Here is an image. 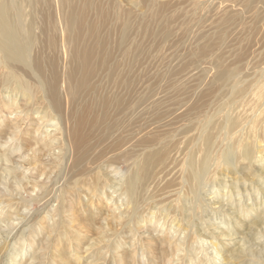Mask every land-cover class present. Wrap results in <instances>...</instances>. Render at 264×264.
Instances as JSON below:
<instances>
[{
  "label": "bare ground",
  "instance_id": "bare-ground-1",
  "mask_svg": "<svg viewBox=\"0 0 264 264\" xmlns=\"http://www.w3.org/2000/svg\"><path fill=\"white\" fill-rule=\"evenodd\" d=\"M209 1L218 3L217 0H207V4L199 3L197 7L189 8L183 16L181 55L185 58V97H174V102L171 100L175 111L180 110L177 115L175 111L172 113L171 108L170 115L163 116L156 111L158 104L154 103L150 85L147 90L144 89L142 96L137 95V79L133 76L137 59L125 61L126 57L138 53L140 57L145 50L124 56L135 49L137 37L161 42L170 38L171 34L164 29L169 25V19L159 22L158 26L153 25L157 14L154 10L156 0H130L128 5L132 8L144 9L143 15L134 19L129 14L131 11L126 13L119 10L112 0H0V103L8 111L11 110L9 115L17 111L20 114L0 123V134L7 128L9 142H12L7 145V153H4L8 163L13 160V156L9 155L21 151L14 160L17 162L7 164L2 171L7 172L16 185L22 183V177L19 180L16 177L19 172L26 181L25 188L28 186L29 191H36L33 201H42L45 206L53 201L57 202L58 206L47 212V221H50L47 225L57 228L59 224L53 217L64 207V191L62 188L49 190L53 182L47 186L33 177L35 166H41L36 165L40 163L39 153L45 149L46 156L51 152L55 154L52 157L57 160L59 174L65 170L68 178L73 179L72 185L75 188L72 191L78 193L74 195L79 196L83 192L82 195H85L88 202L87 208L89 207L87 213L84 211L86 214L83 218L79 215L80 221L75 223L79 227L73 226L74 240H64L67 245L68 240L72 241V246H68L67 251V259H72V263L77 258L74 250L87 241L85 234L91 233L93 228L100 234L102 229L98 228L105 226L103 217L107 214H102L96 204L102 197L106 201L112 199L102 189L107 180L110 183L107 188H113L112 193L120 191L127 204L123 208L124 212H121L123 203L109 210L116 216L112 219L117 223L115 232L119 231V236L114 241V248L118 252L112 251L108 255L99 253L101 248L91 251L95 245L93 240L85 250L89 257H95V251L99 253L101 264L106 261L112 264H129L127 259L130 254L132 264L135 259L142 264H175L176 260H180V253H185L184 258L190 260V264H204L201 258L200 262L193 263L192 257L197 249L196 243L201 239L197 236V219H202V213L207 207L204 190L221 185L222 176L231 177L229 187H236L243 179L241 177L246 176L244 173L253 168L254 174H250V177L255 180L251 183L262 185L264 191V0H241L240 13L229 15L227 12L213 21L217 30L211 32L212 35L208 38L202 35L201 29L206 27L209 19L207 15L213 10ZM237 4L238 2H233V5ZM222 6L233 8L231 4ZM51 8L54 12H51ZM225 8L222 10H226ZM247 13L253 15L251 14L248 22H244ZM237 26L239 28L235 31L230 28ZM38 27L40 39L42 37L40 46H37ZM74 58L76 60L71 63ZM192 68L196 70L194 75L190 74ZM171 75V72L166 71L160 78L166 80ZM96 77L101 79V83L93 84L92 80ZM178 92L181 96L179 84L176 87V93ZM21 104L25 111L20 109ZM146 108L151 110L148 123L152 128L147 135L134 127L138 114ZM35 114L38 116H34ZM178 122H181V130L177 132ZM47 126L49 132L46 131ZM94 137L96 140L91 145L90 138ZM177 137H180L179 141ZM125 145H131V150L116 156L124 162H130L129 172L123 176V180L117 176L114 181L110 180L100 172L101 161L107 156L109 147L116 152ZM176 145H181L183 150L175 148ZM172 146L175 147L171 150ZM171 152H180L183 157L181 185L178 184L180 187L169 191L166 198H172V202L169 201L170 204L160 210L165 216L170 213H174L176 217L178 215L184 222L180 226L186 227V231L180 227L177 231H170L172 227L168 228L169 235L158 238V253L152 250L153 246H136L134 239L128 246L131 247L134 243L133 249L125 252L119 250L122 248L118 244L127 239L123 234L127 231L129 235L134 233L139 236L144 229L141 223L147 220L145 212L159 205V202L151 200L154 193L150 195L148 187L158 175L156 168L169 169ZM63 162L64 166L61 167ZM24 167H27L26 172ZM26 174L29 175L28 178L24 176ZM88 180L98 182L95 195L87 194L89 187L84 189ZM170 181L169 187H173L174 184ZM232 192L238 193L239 188H232ZM261 204V209L258 208L259 211H255L251 217L255 228L264 223V196ZM71 205H68L69 210ZM91 210L92 213H89ZM231 217H234L233 214ZM68 218L72 222L76 221L71 216ZM72 222L69 221L70 224ZM13 224L15 223L7 218L5 225L12 227ZM39 225L41 227L42 224ZM69 229L64 227L65 236L71 232ZM160 229L163 232L164 229ZM43 230L48 231L49 227ZM44 231L41 228V233ZM182 231L183 235L179 238V232ZM229 231L230 229L228 233ZM228 233H220L221 238L233 236V233ZM144 234L145 232L141 235ZM29 236H34L35 239L27 241L25 238L14 245L16 247L10 254V264H42L39 263L42 259L39 247L44 244V247H49L50 244L43 237L36 238L33 232ZM97 241L96 243L100 242L98 239ZM20 242L24 243L21 248L22 256H25L23 262L15 253ZM210 243L215 247L216 260L213 264H220L223 260V264H264V249H258L259 245L264 246L263 242H256L252 248L241 246L240 253L236 252L233 256L228 254L231 257L218 252L214 241ZM29 248H34L37 253L31 255ZM1 249L2 246L0 251ZM168 252L171 258L167 255ZM64 253L55 249L51 254L52 263L55 264L57 255ZM70 260L65 261L70 263Z\"/></svg>",
  "mask_w": 264,
  "mask_h": 264
},
{
  "label": "rangeland",
  "instance_id": "rangeland-1",
  "mask_svg": "<svg viewBox=\"0 0 264 264\" xmlns=\"http://www.w3.org/2000/svg\"><path fill=\"white\" fill-rule=\"evenodd\" d=\"M112 1H113V4H116V6L119 8V10L126 12V13H129L131 11V13H129V14L133 17L132 19H134L137 16H141V15H143L142 13H144V9H142V8L141 9L138 7L132 8L131 6H129L128 3L130 0H112ZM156 1L157 2H156V6H154V10L156 11L157 14L154 17L155 23H153V25L158 26L159 22L169 19V21H170V22L168 21L169 25L165 26L164 29L169 34H171L170 38L168 40H166L165 42H161L159 40H145L141 37L140 38L137 37L135 39V41H136L135 49L130 53L124 54V56L130 55L133 53H138V52L145 50V52H141L143 54L140 57L138 56V54H139L138 53L135 56L131 55V56L126 57L125 61L129 62L130 59H137L135 62L134 69H133V76H134L135 80L137 79V89H136L137 95L142 96L144 94V91L147 90V86L150 85L152 87V91H153L152 98H154V103L158 104V110H156V111H159L163 116H166V115H170L171 108H172V113L175 111V107H174L175 105L171 104V100H173V102H174V100H175V99H173L174 97H177V98L181 97L182 99H184V97H185L184 87L186 86V72L183 70L185 58H183V56L181 55V53H182L181 49L183 48V46L181 45V43H182V40H181L182 27L181 26L183 25V16L187 14L186 11L190 10L189 8L195 7V6L197 7V6H199V3L207 4L206 3L207 0H156ZM217 1H218V3L217 2L214 3V1H211V2L209 1V4L213 8V10H211L209 15H207V17H209L207 24H205V26L207 28L204 26L206 29L203 27H202L203 29H201L202 35L203 36L205 35L204 37L208 36V38H210V36L212 35L211 32L217 30L213 21L218 20L220 17H222L224 15V13H227V12L230 13L229 15H231V14L237 15L240 13L239 11L241 10V7H242L241 4L239 3L241 0H217ZM234 1L238 2V4L233 5ZM222 4L223 5L231 4L233 8H231V7L225 8L222 6ZM218 6H219V8H218ZM222 8H225L226 10H222ZM215 9H218V10L215 11ZM26 11L28 12V8ZM51 12H54V10L52 8H51ZM251 14L252 13L246 14V17L243 19L244 22H248L251 19L252 15H253V14L252 15ZM39 22H40L39 25L41 26V21H39ZM39 25H37V26H39ZM230 28H232V30L235 31V29L237 30L239 27L237 26V28H234V27H230ZM230 28H228V30H230ZM180 29H181V31H180ZM36 33L38 35L37 46H40V45H42V37L40 39L39 27H38ZM74 60H76V58H74L71 61V63L74 62ZM166 71L171 72L172 75L169 78H167L166 80L161 79L160 77H163ZM195 71L196 70L192 68L190 70V74L194 75ZM100 80H98V77H96L92 81H93V84H98V83H101V82H99ZM177 84H179V88L181 90L180 94H182L181 96H179V92L176 93ZM0 89H2V86H0ZM168 98H170V99H168ZM19 107L21 110L23 109V111H25L24 110L25 108H23L22 104L19 105ZM10 111L7 110L6 106H4L0 103V123H2L4 121L7 122V118L11 117L10 119H12V117L14 115L20 116V114H18L19 111H17V113L15 112V113H12L11 115H9L8 113ZM39 111H41V110L39 109ZM144 111L146 114L144 113ZM144 111L141 110V112L138 114L134 127L139 132L143 131L144 134L147 135V133H149L152 130V128L149 127L150 124L148 123L149 114L151 113V110L149 108H146ZM179 112H180V110H176L175 114L177 115ZM40 115H42V113ZM34 116H38V115L35 114ZM180 125H181V122H178V124L176 123L177 132L181 130ZM23 128H24V126H23ZM46 128H47L46 131L49 132L50 131L49 126H47ZM50 128H51V126H50ZM4 131H5L4 133L0 134V160H1L0 161V246H2V249L0 251V264H8V263L10 264V261H11L10 254H11V252H13L14 248L16 247L14 245L17 243V241L24 240L25 238L27 239V241H32L35 239L34 236L33 237L29 236L30 232L35 233L36 238L39 237L38 239H41V237H43L50 244L49 247H44L45 244H44V246L42 245L39 247V250H41L39 252V254L42 257V259L40 260L39 263H42V264H54V263H52L51 254H53V251H55V249L60 250L61 253H62V251L65 252L64 254L57 255L58 257L56 259L55 264H101V260H99L101 255L99 253H104V254L107 253L108 255L111 254L112 251L114 253H117L118 251L114 248L116 246L114 244V241L119 236V231L115 232L117 230V227H116L117 223H115L112 218L116 217V216L113 213H110V211L112 208H114L115 205L120 206L123 203V207H121V212H124L125 209H123V208H125L127 203L124 200V197L120 194V191H117L116 193H112L114 189L113 188H110V189L107 188L110 185L109 181L107 180L106 185L102 189H104V192L107 193L108 198H112V199L110 201H106L105 198L102 197L100 202L96 204V207L100 208V211L102 214H105V213L107 214V216L103 217L105 219V226L99 227V225L96 224V227H99L98 229H102V233H100V234L97 233V231L93 228L91 233L85 234L86 236L84 235L87 238V241H84L79 248L74 250V252H76V254H77V258L72 263V259L71 260L67 259L69 257V254L67 253V251H68V246L71 247L72 241L74 240L73 226L79 227L76 224L80 221V218L87 213V209H89V207L87 208L88 202L86 201L85 195H82L83 192H80L79 196L74 195V194H78V193H76L75 191H72L75 188V186L72 185L73 179H71L70 177L68 178V175L65 172V170L62 171L63 174H62V172L59 174L60 171H58V168H57V162H56L57 160L53 159V157L55 155L54 153L51 152L49 155L46 156L45 149H44L45 152L42 150L43 152L41 151V153H39L40 163H36V165H41V166L40 167L35 166V169H34L35 176L33 174V177H36V179L39 180L40 182L43 181V183H46L47 186L53 182V184L49 188V190L55 189V188H57V189L62 188L64 191L63 195H62V196H64L63 197L64 207L59 214L55 213L56 216L53 217V220H56V222L59 225L57 228H53V227H51V225H47L50 223V221L49 222L47 221L48 213L50 211H52V209H54V207L56 205L58 206V204H57V202L53 201L48 206H45V204L42 201H33L34 200L33 198L36 194V191H33V190H32V192L29 191L30 189L28 188V186H27V188H25L26 181H24L23 176L19 172L16 171L17 172L16 177L18 178V180L22 177V183L19 182L20 184L18 183L16 185L15 182H13L14 180L10 176L7 175V172L2 171V168L6 167L7 164L11 165V164L17 162L14 160L17 159L19 157V155L21 154V151L20 152L16 151L15 153L9 155L10 157L13 156V160H11L9 163L7 162V159H5L7 157V155L5 156L4 153H7V151H6L7 145H11L12 142H9V135L7 134V128ZM113 134L114 133H112V135ZM179 138L180 137H177L178 141H179ZM136 139L137 138H135V140ZM95 140H96V137L90 138L91 145H92V143L95 142ZM176 146L177 147L172 146L171 150L174 147L179 149V150L180 149L183 150L181 145H176ZM178 146L180 148H178ZM22 149H24V146H22ZM130 150H131V145H125L124 147L119 148L116 152H114L109 147L107 149V152H108L107 156L103 157V160L101 161L100 172H102L103 175L108 176L110 178V180L112 179L114 181L115 176H117L119 179L122 178V180H123V176L125 177L129 172L128 169H129L130 162H124V160H120V157L116 156V154L120 155L121 153L130 151ZM170 156H172V157H171V160L169 162V169L156 168L155 170H158L157 171L158 175L156 176V179H158V181H155L156 180L155 179L154 183L149 184V187H148V191L150 192V195H152L154 193L151 200L155 201V202H159V205L155 208V209H157V211H155V209H150L149 212H145V214L147 215V220L145 222L141 223V225H143V227H144V229H143L144 231L143 230L140 231L139 236L134 235V233L129 235V233L127 231L123 234V237H125L127 239H125V242H121L118 244V246L120 245V248H122L119 250H123L125 252L129 249H133L134 243H135V245L136 244H139V245L144 244L146 246H153L152 250L154 252L158 253V250L160 249V247L158 246V238L164 237V235H169L170 227H172L170 229V231L171 230L177 231V229L179 227L183 231L184 230L186 231V229H187L186 227H181V226H183L182 223H184V222H182L180 220V218H178L179 217L178 215L176 217V215L174 213H170V215L171 214H174V215L165 216V213L160 210L161 207L167 206L168 204H170V202H172L171 201L172 198H170L169 200L166 198L169 194V191L177 189L178 187H180L178 184L181 185L180 169L182 168L183 157H182L180 152L179 153H172L171 152ZM176 157H178V158H176ZM20 161L18 160L19 163H20ZM53 162H54V164H53ZM179 163H181V164H179ZM20 164H22V162ZM20 164H18L17 166H20ZM25 166H27V165H25ZM63 166H64V162L62 163L61 167H63ZM61 167H59V168H61ZM41 168H42V171H41ZM177 168H178V170H177ZM25 169H27V167H24V171L26 172L27 170H25ZM168 170H170V171H168ZM248 170H249V172L244 173V174H246V176L241 177V178H243L242 180L245 179L244 180L245 182L242 180L241 181L239 180L241 183L238 182L236 187H232L235 189L239 188L238 193H233L232 188L229 187V186H231V185H229L230 184L229 181H231V179H232L229 176L226 178L224 176H222L221 177V179H222L221 185L215 186L214 189H212L213 187L211 186V187H209V189H207V191H206V189L204 190V196H205L204 200L206 202L205 205L207 207H206L205 212L202 213V219H197L198 220L197 225L199 227L197 229V231H198L197 236L201 237V239H199L197 241V243H196L197 249L194 252V254L192 255L193 260H194L193 263H196L197 261L200 262V258H201V262L203 261L204 264H209V263L213 264L215 262V260H216V256H214L215 247L213 248V246L210 243L211 241L215 242L218 252L221 251L225 255L231 254V256H233V254L235 255L236 252L240 253V249H241L240 247L241 246H243V248H252V246L256 242L257 243L258 242L264 243V235H263L264 234V223L261 224L259 227L255 228V226H252L253 220L251 219V217H253V215H254V212L259 211L258 208L261 209V207H262L261 203H262V198L264 196V191L262 190L263 186L251 183V182H254L252 180H255V179H252L250 177V174H254L253 168L248 169ZM31 172H33V170ZM262 172L264 173V170ZM64 173L67 176L64 175ZM120 175H121V177H120ZM24 176L26 178L29 177L28 174H26ZM31 176H32V174H31ZM173 176H176V177L174 178ZM166 178H167V180H166ZM168 179H169V181L171 180L170 181L171 184L172 183L174 184L173 187H169ZM91 181L92 180L86 181V183L88 185L86 187H84V189L89 187V190H87V194L91 195L93 193L95 195V192L97 191V189H95V188H97L96 184L98 182H96V181L91 182ZM175 181H176V183H174ZM177 181H178V183H177ZM63 182H65V183L62 186ZM151 182L152 181H150V183ZM244 183L246 185H242ZM247 183H249V185H247ZM166 184H168V186ZM250 184H253V186H251ZM105 188L107 189L106 191H105ZM254 188L257 190H255ZM251 197H253V198H251ZM76 200H78V201H76ZM75 202H77V203H75ZM161 203H163V205H161ZM68 205L69 206L71 205L70 210H69ZM247 206H249L250 209L249 208L247 209L246 208ZM229 208H230V210H229ZM236 209L239 211V213ZM244 209H245V211H244ZM153 211L155 213H153ZM66 212L68 214H66ZM73 212L75 214H73ZM115 212L117 213V211H115ZM156 212H157V214H156ZM229 212H231V213H229ZM235 212H236V214H235ZM7 213H9L10 215L5 216V214H7ZM89 213H92V210ZM152 214H153V217H152ZM158 214H160V215H158ZM231 214H233L234 217H231ZM239 214H240V217H238ZM227 215H228V217H227ZM68 216H71L73 219H76V221L72 222L68 218ZM119 216H121V215H119ZM123 217H124V215H123ZM7 218L9 219V221H13V223H15V224H13L12 227L5 225V223L7 222ZM230 218H231V220H230ZM235 218H240V220L235 219ZM35 221H37V222H35ZM66 221H68V222H66ZM69 221L72 222V224H70ZM178 221H179V223H178ZM39 224H42L41 227ZM160 225L164 229L163 232L160 229L161 227H159ZM229 225H231V226H229ZM42 226H45V227H42ZM66 226L70 228L69 230H71V232L65 236L64 235V227H66ZM227 226H228V229H227ZM47 227H49V230L44 231L43 229H46ZM41 228H42V231H44L45 233L44 232L41 233ZM229 229H230L229 233L230 234L233 233V236L231 238H224V237L221 238L220 235H222V234H220V233L227 234ZM82 231L84 232V230H82ZM179 231H181V230H179ZM183 231L179 232L180 233L179 238L182 237ZM94 232H95V234H94ZM143 232H145L144 236L141 235V234H143ZM161 232L163 233L162 236H160ZM22 233H23V235H21ZM257 234H259V235H257ZM188 236H190V238H191L190 232H188ZM210 236H212L213 238L210 239L209 238ZM252 236H254V237H252ZM65 238H68L72 241L68 240V245H67L66 244L67 241L64 242ZM215 238H216V241H215ZM232 238H234V239H232ZM97 239L100 241L99 243H96ZM133 239L135 240L133 245L131 247H128L129 245H131L130 241ZM241 239H243V241ZM92 240H93L95 245H93L94 247L91 251H94L97 248H101V251H99V253H97L96 251L93 253V255H95V257H89V255H87V252L85 251L88 248V244H90V241H92ZM147 240L149 241V244H148ZM23 244H24L23 242H20V244L17 245V251L15 252L16 254L19 255V259L21 262H23L25 259V256H22V249H21ZM73 244H74V242H73ZM218 244L221 246L219 247ZM201 245H202V248H201ZM109 246H111V247L109 248ZM260 246H262V247H260ZM3 248H4V250H3ZM44 248H47V249H44ZM258 249L262 250V249H264V246L259 245ZM34 251H35L34 248H29V252L33 256L37 253V252L35 253ZM136 251H137V249H136ZM41 254H43V255H41ZM167 255L170 256L169 252L167 253ZM130 256H131V254L129 255L127 261L129 262V264H132ZM184 256H185V253H180L178 258L181 261L179 260L180 261L179 262L175 259L176 260L175 264H177V263L178 264H190L189 263L190 260H188L186 257L184 258ZM228 256H230V255H228ZM111 258H112V255H111ZM111 258H110V260H111ZM170 258H171V256H170ZM65 260H70V263H67ZM90 261H93V262L90 263ZM224 262L225 261L223 260L220 264H223ZM103 264H112V263H110V261H106ZM133 264H142V263H141V261L135 259ZM242 264H245V263H242Z\"/></svg>",
  "mask_w": 264,
  "mask_h": 264
}]
</instances>
